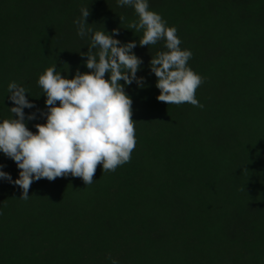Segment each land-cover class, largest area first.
I'll use <instances>...</instances> for the list:
<instances>
[{
  "label": "trees",
  "instance_id": "16d2710c",
  "mask_svg": "<svg viewBox=\"0 0 264 264\" xmlns=\"http://www.w3.org/2000/svg\"><path fill=\"white\" fill-rule=\"evenodd\" d=\"M148 3L192 52L203 108L159 102L150 60L164 41L138 45L145 86H125L136 122L130 162L106 173L99 165L88 186L70 175L34 181L27 200L0 179V264H264V0ZM84 7L93 32L118 29L114 39L139 44L143 32L128 28L134 9L117 0H0V122L15 106L9 83L35 105L24 109L36 114L26 119L35 133L47 112L39 76L53 66L68 79L90 71L81 54L91 34L74 23ZM0 165L19 178L3 153Z\"/></svg>",
  "mask_w": 264,
  "mask_h": 264
},
{
  "label": "clouds",
  "instance_id": "9594fccd",
  "mask_svg": "<svg viewBox=\"0 0 264 264\" xmlns=\"http://www.w3.org/2000/svg\"><path fill=\"white\" fill-rule=\"evenodd\" d=\"M117 5L134 9L138 19L131 21L128 28L143 32L139 44L136 41L122 44L114 39L113 36L119 35L118 29L112 34L93 32L86 23L90 10L81 8V18L74 23L80 37L91 34V46L87 53L81 54L87 57L85 67L90 71L77 70L68 79L53 66L39 76L37 83L46 97L47 112L41 113L46 123L36 124L35 133L28 129L26 119L34 120L36 114L26 117L24 112L35 105L26 98L24 87L14 81L8 85V98L15 106L9 109L12 118L0 122V153L14 161L20 171L14 181L8 173L0 171V179L19 186L22 200L29 198L34 181L51 182L70 175L88 186L94 182L99 165L106 173L130 162L137 144L136 122L132 119L133 101L125 86L133 82L140 88L145 86L144 78L137 77L143 63L133 52L138 45L148 47L164 41L166 51L158 52L150 60L159 102L203 108L196 91L204 81L188 66L192 52L181 49L177 29L167 26L161 15L149 10L148 0H117ZM112 264L118 262L112 260Z\"/></svg>",
  "mask_w": 264,
  "mask_h": 264
}]
</instances>
